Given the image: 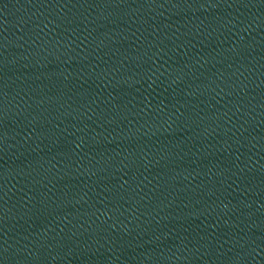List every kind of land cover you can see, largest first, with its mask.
<instances>
[{
	"label": "water",
	"instance_id": "water-1",
	"mask_svg": "<svg viewBox=\"0 0 264 264\" xmlns=\"http://www.w3.org/2000/svg\"><path fill=\"white\" fill-rule=\"evenodd\" d=\"M0 264H264V0H0Z\"/></svg>",
	"mask_w": 264,
	"mask_h": 264
}]
</instances>
